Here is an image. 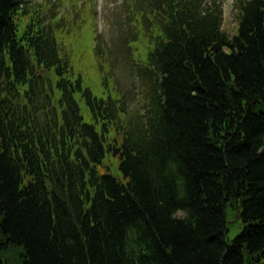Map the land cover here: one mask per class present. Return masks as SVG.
Segmentation results:
<instances>
[{
	"label": "trees",
	"instance_id": "obj_1",
	"mask_svg": "<svg viewBox=\"0 0 264 264\" xmlns=\"http://www.w3.org/2000/svg\"><path fill=\"white\" fill-rule=\"evenodd\" d=\"M17 2L0 0V264L11 248L20 264H264V0L232 39L212 14L170 13L127 123L122 103L54 79L53 48L25 59L38 37L16 38Z\"/></svg>",
	"mask_w": 264,
	"mask_h": 264
},
{
	"label": "rangeland",
	"instance_id": "obj_2",
	"mask_svg": "<svg viewBox=\"0 0 264 264\" xmlns=\"http://www.w3.org/2000/svg\"><path fill=\"white\" fill-rule=\"evenodd\" d=\"M60 1H64V0H60ZM223 1V11L225 14L224 17V27L226 28V31L231 32L234 29L231 28L232 26H234V24L232 23V21L230 20V16L229 14L231 13V3L232 0H221ZM69 0H66V3L69 4ZM110 2H112L111 0H102V4H101V0H99V3L97 4L98 6H102L103 12L101 15H99L98 13H96V18L98 19V21H100L102 23V31L103 34L108 36V37H112L110 35H113L114 32L118 33L119 29H115V27H111L110 23L113 21V18L111 17L113 14L116 13H120V7L121 5H114L113 12H111L109 5ZM72 5L71 8V14L75 15V16H80L82 14V12H85V18L90 19V22L93 23L92 18H90L91 14H92V8L94 5V0H76V2L71 1L70 2ZM81 5H83V7L81 8ZM111 17V18H109ZM100 19V20H99ZM236 29L234 30L233 33H235ZM232 33V32H231ZM81 35L86 36V30L84 33H80ZM110 34V35H109ZM230 35V34H229ZM72 43V42H71ZM83 44V48H88V50L90 51V53H85V51L82 49V46L80 47V44L77 43L76 45L72 46L71 48L73 50H75V53L78 51V53L82 54V57H80L79 55H77V57H80L81 60L84 61H88L91 62L92 58V63L88 66L89 68L86 69L83 72H80L77 69V66L73 64V66L75 67V70L77 72H80L82 75V81H83V85L84 87H89L93 90L94 93L99 94V91L97 89V81H96V75L93 71L94 69V56L92 55V50L90 49V46L86 43H82ZM76 58V57H75ZM123 75L119 76V81H126L125 83V89H129L131 91L132 94L134 95H138L140 93V82L136 81L135 78V74L132 75V72H126V71H122ZM80 106H81V115L84 118V121L86 123H89V116L86 112V109L84 108V104L79 102ZM234 231V230H233ZM238 231H234L233 234H235ZM21 249V248H19ZM19 249H13L11 248L9 251V253L6 254V256L10 257V259L12 260L11 263H5V264H20V262H16L18 259V254H19Z\"/></svg>",
	"mask_w": 264,
	"mask_h": 264
},
{
	"label": "clouds",
	"instance_id": "obj_3",
	"mask_svg": "<svg viewBox=\"0 0 264 264\" xmlns=\"http://www.w3.org/2000/svg\"><path fill=\"white\" fill-rule=\"evenodd\" d=\"M178 214H181L180 210H178Z\"/></svg>",
	"mask_w": 264,
	"mask_h": 264
}]
</instances>
